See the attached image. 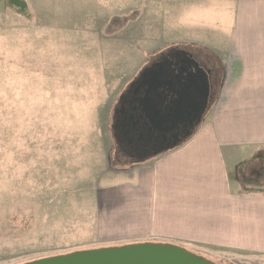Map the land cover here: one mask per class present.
<instances>
[{
    "label": "rangeland",
    "instance_id": "1",
    "mask_svg": "<svg viewBox=\"0 0 264 264\" xmlns=\"http://www.w3.org/2000/svg\"><path fill=\"white\" fill-rule=\"evenodd\" d=\"M250 1L48 0L44 9L28 0L21 14L0 0V264L148 243L211 264H264L261 249L174 241L143 224L133 184L144 168L126 162L109 134L118 97L175 47L214 66L220 87L184 144L200 132L213 136L217 103L231 118L237 89L264 90L263 71L236 67L237 58L250 64L238 40L263 31L248 21ZM263 154L238 173L251 191L264 192Z\"/></svg>",
    "mask_w": 264,
    "mask_h": 264
},
{
    "label": "crops",
    "instance_id": "2",
    "mask_svg": "<svg viewBox=\"0 0 264 264\" xmlns=\"http://www.w3.org/2000/svg\"><path fill=\"white\" fill-rule=\"evenodd\" d=\"M38 1L44 9L50 6L48 0ZM263 3L264 0H252L249 5L248 21L254 20L255 29L262 27L263 31L238 40L239 47L245 45L246 60L250 63L246 65L237 58L236 49V67L240 72L247 68L249 72H264ZM234 33H238V27ZM234 95L232 120L216 105L212 132L215 138L197 133L184 145L139 165L144 169L135 176L133 185L140 193L135 198L143 207L136 214L144 218L143 224L161 232L166 239L192 244L218 242L223 249L235 252L239 249L264 252V192L251 191L239 182L238 175L245 161L248 163L257 152L264 153V90L255 93L244 87ZM233 143L241 147L233 148ZM244 153L248 155L239 158ZM262 157L264 154L259 158ZM177 232L183 234L170 236Z\"/></svg>",
    "mask_w": 264,
    "mask_h": 264
},
{
    "label": "flooded vegetation",
    "instance_id": "3",
    "mask_svg": "<svg viewBox=\"0 0 264 264\" xmlns=\"http://www.w3.org/2000/svg\"><path fill=\"white\" fill-rule=\"evenodd\" d=\"M215 70L214 66L201 62L198 55L193 56L186 48L175 47L150 60L131 82L128 92L118 97L117 107L111 109L114 114H111L109 134L120 156L126 162L144 164L189 139L191 136L186 135L195 125L194 121L191 122L194 110L185 102V95L203 104L207 112L220 90V87L216 90ZM151 78L156 79L152 87H157L148 97L152 98L160 115L165 117L172 113L177 104L181 107L180 120L171 127L168 122L152 125L148 120L150 111H143L147 109L146 82ZM141 101H144L142 107L139 105ZM202 118L203 115L201 121Z\"/></svg>",
    "mask_w": 264,
    "mask_h": 264
},
{
    "label": "water",
    "instance_id": "4",
    "mask_svg": "<svg viewBox=\"0 0 264 264\" xmlns=\"http://www.w3.org/2000/svg\"><path fill=\"white\" fill-rule=\"evenodd\" d=\"M156 82L155 78H151L146 82V110L149 112L148 120L152 125L160 124L164 125L166 122L173 126L180 120L181 107L175 105L172 113H169L165 117L160 115V111L156 108L151 97L148 94L156 87H152V84ZM144 101H141L139 105L142 107ZM185 102L191 106L194 110V115L191 122H195L194 128L200 123L203 113H205V107L203 104L191 99L186 94ZM186 110V106L184 107ZM193 128V129H194ZM192 129V131H193ZM191 131V132H192ZM190 132V133H191ZM188 133V134H190ZM187 134V135H188ZM27 264H210L209 262L198 258L182 249L166 244H135L127 245L124 247H115L102 250L81 251L68 255H60L55 257L43 258L40 260L32 261Z\"/></svg>",
    "mask_w": 264,
    "mask_h": 264
},
{
    "label": "trees",
    "instance_id": "5",
    "mask_svg": "<svg viewBox=\"0 0 264 264\" xmlns=\"http://www.w3.org/2000/svg\"><path fill=\"white\" fill-rule=\"evenodd\" d=\"M9 3V6L10 7H13V8H18L17 10L21 13V14H26V5L25 3L22 1V0H8L7 1V4ZM91 251V250H90ZM33 261V260H32ZM31 262V261H29ZM29 262H25V263H22V264H27Z\"/></svg>",
    "mask_w": 264,
    "mask_h": 264
}]
</instances>
